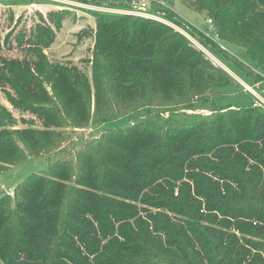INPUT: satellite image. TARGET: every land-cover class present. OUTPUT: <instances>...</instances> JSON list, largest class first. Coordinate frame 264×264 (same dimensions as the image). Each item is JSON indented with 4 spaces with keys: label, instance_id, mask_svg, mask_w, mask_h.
<instances>
[{
    "label": "trees",
    "instance_id": "16d2710c",
    "mask_svg": "<svg viewBox=\"0 0 264 264\" xmlns=\"http://www.w3.org/2000/svg\"><path fill=\"white\" fill-rule=\"evenodd\" d=\"M152 4L194 42L156 20L93 12L89 77L48 60L64 13L50 11L55 31L16 35L22 59L0 54V93L30 119L19 127L0 102V174L48 162L0 195V264H264V106L243 87L219 106L234 80L205 54L261 85L264 0H194L209 32L208 20L198 28ZM202 107L210 114L185 113Z\"/></svg>",
    "mask_w": 264,
    "mask_h": 264
},
{
    "label": "rangeland",
    "instance_id": "374dc122",
    "mask_svg": "<svg viewBox=\"0 0 264 264\" xmlns=\"http://www.w3.org/2000/svg\"><path fill=\"white\" fill-rule=\"evenodd\" d=\"M102 1L106 4L111 2V0ZM193 1L194 0H150V2H153V4L150 6V10L154 11L157 9H169L176 16H180L189 24H193L198 28H202V26L208 20V17L206 16L205 12L199 13L198 11H195L194 7L191 6ZM5 2L6 1L4 0H0V45L2 47V50L0 52L1 55L8 58L22 59L24 52L19 46H17L16 35L20 33V36L23 37V40L25 41L29 38L30 34L34 32L35 26L41 23L50 26L55 31L57 28L54 24V21L46 15L50 11L57 12L56 14H54V16H59L60 13L64 12L62 13L63 18H55V20L59 21V28L56 31L53 44L48 49L44 50V53L46 54L50 62L71 64L73 66H76L79 70L85 72L89 77L93 39L96 31V16L92 14L93 12L145 17L150 20L162 22L171 26L179 32H183L174 24L158 17V14L156 13H153L149 10L140 12L137 7L133 8L129 0H123L125 6L129 7V9L127 10L107 8L105 7L106 5H103L104 7L85 5L68 0H57L55 2L52 0H32L30 4L28 3V5L25 6L21 4H15L17 3V1H8L9 4ZM121 2L122 1H119L118 3ZM147 3H149V0ZM8 34L10 35L6 37ZM182 34L186 36L192 43L194 42L185 32H183ZM8 41H11L10 48L6 46V44H8ZM24 41L23 44L26 45V42ZM194 44L198 46L196 43ZM221 44L223 45V50L227 51L230 56L235 57L234 55H238L239 49H237V47L223 42ZM198 48L201 49L200 46H198ZM206 56L212 61L213 64L225 70L230 76L233 77L234 80V83L219 89V91L222 93H218L215 98L219 106H234V102L232 103V101H230L229 99L241 87H243V93H251L256 98V95H254L253 92L248 91L251 90L250 88L252 87L248 88V90L245 89L244 85L246 84H244L243 82L245 78L239 72H236L239 76L237 77L230 71V69L221 64L213 56H211L210 54ZM241 59L243 60V62L249 63L246 56L241 55ZM235 76L240 80L236 79ZM254 89L255 90H253L252 88V91H254L256 94L258 93L264 98V82L259 86H255ZM0 102L11 111L13 116L16 118L18 122L17 125L19 127H21V123L19 121H21L22 118L25 120H30L26 114L12 109L10 105L5 101L1 93ZM210 110L211 109L209 107H202L194 111H185V113L189 115L192 114L205 116L210 114ZM180 114L183 113L180 112ZM162 115L164 117H167L168 113H162ZM127 122L128 118H122L118 121H115L114 123L108 124L107 127L118 126ZM87 135L88 134L86 132V136L83 137L85 138L87 137ZM47 170L48 162L46 158H29L20 165L6 169L0 174V195L4 193L9 195V191L16 188L26 178L30 177L33 174H38Z\"/></svg>",
    "mask_w": 264,
    "mask_h": 264
},
{
    "label": "built area",
    "instance_id": "2783aa9c",
    "mask_svg": "<svg viewBox=\"0 0 264 264\" xmlns=\"http://www.w3.org/2000/svg\"><path fill=\"white\" fill-rule=\"evenodd\" d=\"M147 2H148V0H147ZM147 2H146V0H130L131 6L133 8L137 7L140 12H143V11H145L148 8L149 3H147ZM122 13H125V12H122ZM207 24H208V32H209L211 30V21L208 20L207 21ZM206 55H208V54H206ZM248 88H250V87H247V85H246L245 86V89L248 90ZM250 89L251 90H248V91L253 92L252 91V88H250ZM254 95H256V98L259 101V103L262 106H264V99H262L261 97H259L256 93H254ZM9 195L10 196H13L14 195V189L9 191Z\"/></svg>",
    "mask_w": 264,
    "mask_h": 264
},
{
    "label": "crops",
    "instance_id": "0c3cea01",
    "mask_svg": "<svg viewBox=\"0 0 264 264\" xmlns=\"http://www.w3.org/2000/svg\"><path fill=\"white\" fill-rule=\"evenodd\" d=\"M4 1H6L5 3H7V4H9L8 3V1H17V3H15V4H21V5H23V6H25V5H28V3L30 4V2L32 1V0H4ZM49 1H51V0H49ZM52 1H57V0H52ZM236 77V76H235ZM236 79H238V80H240L239 78H237L236 77ZM245 84V83H244ZM244 86H246V85H244ZM254 92V91H253ZM255 93V92H254Z\"/></svg>",
    "mask_w": 264,
    "mask_h": 264
}]
</instances>
